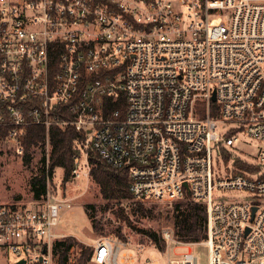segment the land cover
<instances>
[{"label": "built area", "instance_id": "built-area-1", "mask_svg": "<svg viewBox=\"0 0 264 264\" xmlns=\"http://www.w3.org/2000/svg\"><path fill=\"white\" fill-rule=\"evenodd\" d=\"M30 126L47 161L72 126L134 198L204 204L209 264H264V0H0V138L23 158ZM240 135L263 147L242 154ZM59 221L49 195L0 204V250L56 264ZM121 245L100 237L89 264H120Z\"/></svg>", "mask_w": 264, "mask_h": 264}, {"label": "rangeland", "instance_id": "rangeland-1", "mask_svg": "<svg viewBox=\"0 0 264 264\" xmlns=\"http://www.w3.org/2000/svg\"><path fill=\"white\" fill-rule=\"evenodd\" d=\"M241 140L246 152L256 153L263 147L245 135ZM47 150L45 145L34 148L31 161L18 156L13 147L0 138V204L27 206L37 208L46 196L60 204V221L57 233L58 240L73 237L75 243L69 252V261L74 262L79 256L80 244L93 248L94 243L104 236L116 239L121 245L118 261L130 260L131 264H166L169 259H177L191 250L198 258L197 264H209V250L204 242L185 243L175 234L174 205L176 201H141L136 198L118 204L103 198L99 185L90 175L91 165L88 152L80 157V173L64 179V169L56 167L48 177L46 193L36 198L30 180L42 174ZM46 159V166L48 168ZM140 201L154 207L152 216L142 215L134 202ZM96 224L97 228L93 227ZM156 234L164 249L160 250L150 239ZM166 233L170 236L166 237ZM150 260V261H148ZM19 258L0 250V264H18Z\"/></svg>", "mask_w": 264, "mask_h": 264}, {"label": "trees", "instance_id": "trees-1", "mask_svg": "<svg viewBox=\"0 0 264 264\" xmlns=\"http://www.w3.org/2000/svg\"><path fill=\"white\" fill-rule=\"evenodd\" d=\"M119 107L124 112V99L121 97ZM80 134L69 126L65 129L54 127L51 129V153L49 156L48 168L46 159H43L44 167L42 174L35 176L30 180L34 196L41 197L46 193L48 177L52 176L54 169L60 167L64 169V179L68 180L73 176L75 168L74 157L82 156L83 150L76 143ZM45 130L43 127L30 126L25 136L26 155L25 162L31 161L32 148L43 145ZM88 160L91 167L90 175L99 185L102 196L105 200L115 203H122L133 198L130 190L131 178L127 167H113L108 164L95 150H88ZM238 166L245 167L243 163L238 162ZM137 211L142 215L152 216L154 207L147 206L144 203L134 202ZM174 227L177 238L185 243H200L207 237V210L204 204L196 202L187 196L184 199L176 200L174 205ZM93 227L97 226L94 223ZM152 242L160 249H164L160 239L156 234H150ZM77 240L73 237L57 240L54 244L53 252L56 264H89L93 248H85L80 244L79 256L74 262L69 261V252Z\"/></svg>", "mask_w": 264, "mask_h": 264}, {"label": "water", "instance_id": "water-1", "mask_svg": "<svg viewBox=\"0 0 264 264\" xmlns=\"http://www.w3.org/2000/svg\"><path fill=\"white\" fill-rule=\"evenodd\" d=\"M212 99H213V100H215V99H216L215 93H214V95H213ZM254 210H255V208H254ZM19 263H24V260H20V261H19Z\"/></svg>", "mask_w": 264, "mask_h": 264}]
</instances>
